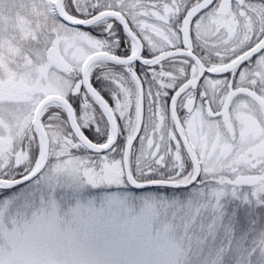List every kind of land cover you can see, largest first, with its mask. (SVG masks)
Wrapping results in <instances>:
<instances>
[{"label": "snow or ice", "instance_id": "snow-or-ice-1", "mask_svg": "<svg viewBox=\"0 0 264 264\" xmlns=\"http://www.w3.org/2000/svg\"><path fill=\"white\" fill-rule=\"evenodd\" d=\"M0 264H264V0H0Z\"/></svg>", "mask_w": 264, "mask_h": 264}]
</instances>
